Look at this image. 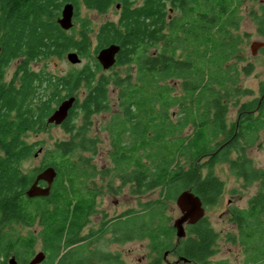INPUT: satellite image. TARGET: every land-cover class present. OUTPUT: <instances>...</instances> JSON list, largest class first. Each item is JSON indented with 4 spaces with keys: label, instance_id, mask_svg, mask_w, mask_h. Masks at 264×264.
I'll list each match as a JSON object with an SVG mask.
<instances>
[{
    "label": "trees",
    "instance_id": "16d2710c",
    "mask_svg": "<svg viewBox=\"0 0 264 264\" xmlns=\"http://www.w3.org/2000/svg\"><path fill=\"white\" fill-rule=\"evenodd\" d=\"M244 1L0 0V264H8L10 256L28 264L37 240L44 253L39 264H125L106 250H97L98 263L91 262L89 236L81 235L98 194L88 180L96 170L82 152L96 149L91 118L110 111V84L118 100L104 126L113 175L130 193L159 189V198L103 221L104 231L113 228V240L119 233L127 239L148 238L153 250L171 248L187 263L234 264L225 258L210 260L217 233L205 215L185 225L186 235L178 243L165 215L167 203L185 189L204 207L218 203L224 183L214 167L226 163L244 185L258 184L244 207L230 210L235 231L228 240L242 249L239 264H264V169L256 168L245 153L264 129V87L258 98L238 106L237 128L235 121L229 128L225 122L227 99L238 95L239 76L252 70L251 64L238 70L232 62L241 58L235 31ZM66 2L74 8L72 21L80 22L76 32L56 22ZM117 4V20L95 29L79 17L81 8L106 13ZM262 6L247 12L260 37ZM112 43L119 46L112 66L131 68L124 76L117 71L105 75L90 54V49L96 54ZM71 50L92 58L93 66L87 62L61 75L31 66ZM15 60L6 80L4 70ZM81 89L85 95L79 99ZM70 96L75 100L60 123L69 137L55 142L37 166L25 171L22 163L42 151L24 134L53 126L46 118ZM47 166L56 172L49 193L27 197L25 190ZM130 214L132 222L126 218ZM19 226L38 229L22 234ZM147 264H161V259Z\"/></svg>",
    "mask_w": 264,
    "mask_h": 264
},
{
    "label": "rangeland",
    "instance_id": "374dc122",
    "mask_svg": "<svg viewBox=\"0 0 264 264\" xmlns=\"http://www.w3.org/2000/svg\"><path fill=\"white\" fill-rule=\"evenodd\" d=\"M261 4H263L262 7H264V2L262 3L259 0H245L241 7L242 20L237 31H235L240 37V40L237 43L240 47L238 53L241 58H234L232 62L237 64L238 70H240L242 66L248 64L252 65V70L249 74H241L239 76L240 80L238 86L240 91L238 95L231 96L227 99L228 110L225 116L227 128H229L231 123L237 119L238 106L243 102L258 98L261 94V89L264 87V48L259 49L254 55H251L249 49L252 41L264 40V37H260L255 33V27L251 22L250 16L247 14L249 9L256 10ZM79 17L80 19L88 20L90 27L95 29L99 24L106 20L116 21L118 18V8L112 7L106 13H98L95 10L81 8ZM79 24V20H73L72 27L75 29V32L80 28ZM91 42L93 45V40H91ZM90 54L95 58L96 54L92 52V49H90ZM87 62L93 66L92 58H81L80 63L71 64L66 60L64 53L61 57L52 56L45 60L33 62L31 66L36 70L45 67L47 71L61 75L73 68L81 67ZM16 63V60L12 61L4 70V78L6 80H9L12 76ZM130 69L131 68L128 66L123 65L115 66L113 69L107 71L101 70V72L109 76L117 71L120 75L124 76ZM108 94L110 100L109 105L111 107L110 111L100 112L91 118V129L89 133L90 135L95 134L98 136L99 140L96 143V149L94 152H82V155L85 157H90V163L96 169L97 173V177L94 180L89 181H92V183L94 182L98 194L96 195L93 211L89 215L88 222L81 231L82 236H89L88 248L91 252L88 253L90 255V261L98 263V254H96V251L106 250L111 254L117 255V257L123 260L125 264H147L150 260L156 257L161 259V264H171L174 262L176 258L175 256L177 255L176 252H171L173 251L171 248L158 252L151 248L148 238L127 239L124 235H121V233L118 234L117 240H113V233L110 232V229L112 230L113 228L110 227V229H106V231L102 228L103 221L109 220L125 210L138 209L139 202L145 203L149 200L159 198V189H154L153 191L142 195L130 193L128 185H122L119 179L113 175V172H111L112 162L108 156V152L110 151V137L104 126L111 113L116 111L118 106L116 89L113 88L112 84L109 85ZM83 95H85L84 90H79V99L82 98ZM173 110H176V108H172L171 111ZM190 128L191 127H187L185 132H188ZM68 137L69 134L64 131L60 125L48 126L42 130L34 129L26 132L24 134V139L27 142H37V147L38 149L40 148L42 152H38L37 155L25 160L22 163V168L27 171L33 166H37L44 156L46 149H53L55 142L67 139ZM245 153L252 160V163L256 168L264 169V129L258 131L257 141L251 147H247ZM214 172L223 181L224 190L218 203L205 207V216L217 233L214 246L215 253L211 256L210 260L216 261L225 258L229 262L239 264L243 258L242 249L238 245L232 244L227 237L229 233L235 231L234 225L229 220V212L233 208L244 207L247 199L257 191L258 184L252 183L251 185H244L240 178H237L230 173L226 163H217L214 167ZM180 214L181 213L175 204V200L169 201L165 211L168 225L172 226L174 219L179 217ZM126 218L131 222L134 219L131 214ZM107 228L109 227L107 226ZM18 229L22 234H28L29 232L36 234L38 227L32 226L28 228L19 226ZM130 231L132 232V227H130ZM175 240L176 237L174 230L173 241ZM86 242L87 241H84V243ZM38 251H41V249L40 243L37 240L34 245L33 255ZM164 253H166L167 256L163 261ZM17 264H19V262ZM178 264L195 263H181L178 261Z\"/></svg>",
    "mask_w": 264,
    "mask_h": 264
},
{
    "label": "water",
    "instance_id": "95a60500",
    "mask_svg": "<svg viewBox=\"0 0 264 264\" xmlns=\"http://www.w3.org/2000/svg\"><path fill=\"white\" fill-rule=\"evenodd\" d=\"M264 2V0H259ZM119 8V5H116ZM73 13L74 8L71 2H66L62 5L60 15L57 17L56 22L63 30H68L73 26ZM261 48H264V40H254L251 42L249 49L251 55L257 53ZM119 51V46L116 44H109L99 49L95 55L96 60L103 69H108L115 63V56ZM66 60L71 64H78L81 61L80 56L74 50L65 53ZM75 100L74 96H70L61 100L58 105L53 109L50 115L46 118L49 124L59 125L62 123ZM37 155V153L35 154ZM55 170L51 166H47L36 173L33 182L25 190L27 197L45 196L49 193L50 185L55 177ZM39 181H44L46 185L42 186ZM175 204L180 211V216L174 219L172 226L175 230L176 243L179 239L185 237V225H191L197 222L205 215V207L197 195L190 189H185L179 192L175 198ZM44 258L43 251H38L28 261V264H39ZM179 261L186 262V259L179 257ZM8 264H17L13 256L8 258Z\"/></svg>",
    "mask_w": 264,
    "mask_h": 264
},
{
    "label": "flooded vegetation",
    "instance_id": "af4514ba",
    "mask_svg": "<svg viewBox=\"0 0 264 264\" xmlns=\"http://www.w3.org/2000/svg\"><path fill=\"white\" fill-rule=\"evenodd\" d=\"M113 67H115V66H111L110 68H108V69H103L102 67V70H110V69H113ZM235 122H236V128H237V126H238V118L235 120ZM54 125V124H53ZM60 125V124H59ZM186 130V129H185ZM237 130V129H236ZM99 141V140H98ZM110 149H111V143H110ZM96 170V169H95ZM99 170V169H98ZM111 172H113V174H114V168H113V165H112V170H111ZM103 173V172H102ZM97 177V173L95 174V176H93V177H90L88 180H94L95 178ZM39 184L40 185H42V186H44V185H46V183L44 182V181H39ZM96 198V197H95ZM90 215V214H89ZM113 218V217H112ZM88 219H89V216H88ZM111 219V218H110ZM112 220V219H111ZM110 220V221H111ZM110 221L108 222V223H110ZM86 225V224H85ZM84 228V227H83ZM168 252V251H167ZM171 252H173L174 253V251H171ZM166 253H164L163 254V261L165 260V258H166ZM176 258H175V260H174V262L173 263H171V264H178V261H179V257H181V256H179V255H176L175 256ZM179 262H181V263H184L183 261H179Z\"/></svg>",
    "mask_w": 264,
    "mask_h": 264
}]
</instances>
